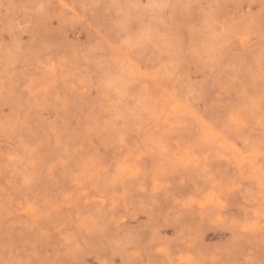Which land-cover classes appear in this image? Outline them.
<instances>
[{
    "label": "snow or ice",
    "instance_id": "obj_1",
    "mask_svg": "<svg viewBox=\"0 0 264 264\" xmlns=\"http://www.w3.org/2000/svg\"><path fill=\"white\" fill-rule=\"evenodd\" d=\"M0 26V264H264V0H0Z\"/></svg>",
    "mask_w": 264,
    "mask_h": 264
},
{
    "label": "rangeland",
    "instance_id": "obj_2",
    "mask_svg": "<svg viewBox=\"0 0 264 264\" xmlns=\"http://www.w3.org/2000/svg\"><path fill=\"white\" fill-rule=\"evenodd\" d=\"M64 3L69 5V9H71L72 4H78L83 3L85 0H63ZM223 2H231V0H223ZM68 31L70 33L69 39H76L80 41L81 43L87 42L89 40V33L86 27H81L79 25L72 26L69 25ZM9 36L3 32L2 26H0V43H3L4 41L8 40ZM23 39L27 40L28 37L25 35ZM9 112V109L5 108L3 106L2 100H0V118H3L7 113ZM147 220V216L141 214V216L137 220H129L126 221V223L129 224L130 227H137L139 225H142L143 222ZM167 234H172V229H166ZM229 233L226 232L223 228L217 227L213 228L207 232L204 233L203 239L210 244H216L221 241H224L228 238ZM86 259L89 260H95L96 257L94 255L89 254L86 256ZM116 259H119V257H116Z\"/></svg>",
    "mask_w": 264,
    "mask_h": 264
}]
</instances>
